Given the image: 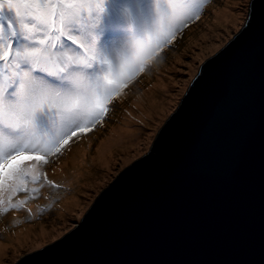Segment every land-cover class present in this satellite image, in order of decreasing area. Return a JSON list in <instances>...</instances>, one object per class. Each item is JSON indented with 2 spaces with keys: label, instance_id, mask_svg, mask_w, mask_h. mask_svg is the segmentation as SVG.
<instances>
[{
  "label": "water",
  "instance_id": "water-1",
  "mask_svg": "<svg viewBox=\"0 0 264 264\" xmlns=\"http://www.w3.org/2000/svg\"><path fill=\"white\" fill-rule=\"evenodd\" d=\"M244 16L239 10L224 46L208 60L233 41ZM208 60L179 88L131 164L96 193L61 239L39 251L78 234L32 264H264L259 27L206 72Z\"/></svg>",
  "mask_w": 264,
  "mask_h": 264
},
{
  "label": "snow or ice",
  "instance_id": "snow-or-ice-1",
  "mask_svg": "<svg viewBox=\"0 0 264 264\" xmlns=\"http://www.w3.org/2000/svg\"><path fill=\"white\" fill-rule=\"evenodd\" d=\"M211 2L0 0V212L22 206L25 201L14 204L12 195L27 193L29 184L43 187L46 182L59 188L47 180L42 166L55 163L76 139L102 126L123 90L174 45ZM240 11L245 16L238 34L208 60L204 71L257 27L264 39V0H250ZM202 79H195L189 98ZM183 110L182 105L168 127ZM168 127L159 133L161 139ZM53 248L26 256L21 264H32Z\"/></svg>",
  "mask_w": 264,
  "mask_h": 264
},
{
  "label": "rangeland",
  "instance_id": "rangeland-1",
  "mask_svg": "<svg viewBox=\"0 0 264 264\" xmlns=\"http://www.w3.org/2000/svg\"><path fill=\"white\" fill-rule=\"evenodd\" d=\"M244 1L212 0L201 18L123 90L102 126L42 166L59 188L29 184L27 193L12 195V203H25L0 212V264H16L67 233L96 193L131 164L182 84L222 49ZM33 187L39 189L35 194Z\"/></svg>",
  "mask_w": 264,
  "mask_h": 264
}]
</instances>
